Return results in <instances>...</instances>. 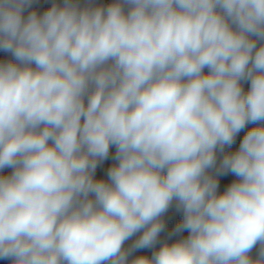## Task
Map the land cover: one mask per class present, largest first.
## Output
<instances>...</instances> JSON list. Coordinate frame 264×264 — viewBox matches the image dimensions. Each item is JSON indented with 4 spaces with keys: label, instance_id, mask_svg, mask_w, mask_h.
<instances>
[{
    "label": "clouds",
    "instance_id": "clouds-1",
    "mask_svg": "<svg viewBox=\"0 0 264 264\" xmlns=\"http://www.w3.org/2000/svg\"><path fill=\"white\" fill-rule=\"evenodd\" d=\"M0 262L264 264V0H0Z\"/></svg>",
    "mask_w": 264,
    "mask_h": 264
},
{
    "label": "rangeland",
    "instance_id": "rangeland-1",
    "mask_svg": "<svg viewBox=\"0 0 264 264\" xmlns=\"http://www.w3.org/2000/svg\"><path fill=\"white\" fill-rule=\"evenodd\" d=\"M0 264H5V262H0Z\"/></svg>",
    "mask_w": 264,
    "mask_h": 264
},
{
    "label": "trees",
    "instance_id": "trees-1",
    "mask_svg": "<svg viewBox=\"0 0 264 264\" xmlns=\"http://www.w3.org/2000/svg\"><path fill=\"white\" fill-rule=\"evenodd\" d=\"M222 187H223V185H222Z\"/></svg>",
    "mask_w": 264,
    "mask_h": 264
}]
</instances>
